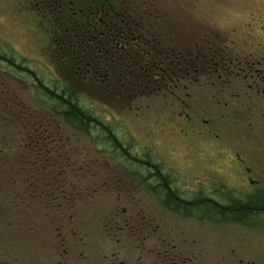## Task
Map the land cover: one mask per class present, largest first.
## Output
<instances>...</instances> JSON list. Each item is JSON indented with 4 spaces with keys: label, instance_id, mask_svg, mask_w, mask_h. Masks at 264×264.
<instances>
[{
    "label": "flooded vegetation",
    "instance_id": "flooded-vegetation-1",
    "mask_svg": "<svg viewBox=\"0 0 264 264\" xmlns=\"http://www.w3.org/2000/svg\"><path fill=\"white\" fill-rule=\"evenodd\" d=\"M15 2L16 0H13V5ZM74 5L75 0L16 2L19 13L26 11L30 13L28 18L22 21L24 26L45 29L44 37L40 36L45 43L52 41L48 29L68 27L67 16ZM161 15L162 19L159 20L123 22L127 28L125 31L122 30L124 34L121 35L117 34V26L123 24L122 22L93 20L89 24L95 28L93 33L97 35L90 37V41L109 43L108 55L114 64H117L120 52L125 51L129 65L125 71L130 74L141 72L151 76L155 82L154 87L156 86L158 91L169 92L171 102H177L180 106L186 104V99H181L177 94L192 88L200 92L215 91L216 93L211 95L213 102L225 109L221 117L233 120L230 123L234 124L236 121L231 115L238 112V108H247L243 120L247 122V126L244 128H252L253 137L256 143L258 142L255 145L264 155V19L243 23L241 27L244 29L235 40L228 36L225 29L214 36L209 32L199 36L194 30L191 32L188 45L182 47L181 22L169 20V16L165 17L164 13ZM107 23L110 26L109 35H106L105 28H101L102 24ZM11 64L20 69L18 65ZM114 70V73L119 72V69ZM0 72L8 74L1 70ZM13 78L21 82L17 76L13 75ZM5 85L0 83V88H4ZM188 97L187 94L186 98ZM46 120L44 136L39 140H32L34 146L29 159L24 157L25 154L21 156L19 153L21 163L18 165H23L27 160L31 166L35 165L34 170L25 174L28 177L24 181L27 187L26 194L14 196L12 193L7 211H4V207L0 210V225L13 210H17L16 218L19 217V221L14 229L17 231L20 249L22 238L19 237L20 231L30 233L31 241L35 239L36 219L39 213L35 212L34 205L38 199L45 203V198L49 199L53 174L58 176L59 171L66 173L69 168L70 171L75 170L69 165L68 143L61 144L63 137L62 132L58 131L57 124L65 130L67 128L62 122H58L57 117L52 116ZM182 121L185 122L182 123L184 125L190 123L187 115ZM178 128L181 135H189L190 131L186 132L188 126ZM29 135L36 137L37 133L32 132ZM216 138L220 136L216 134ZM95 150L98 151L99 148ZM110 151L111 153L116 151L114 156L108 152L106 154L114 165H118L125 172L127 178H134L135 175L141 178L138 182L129 181L121 175L118 180L110 181L114 202L125 204L123 208L117 206L113 211L93 213L89 215L87 223L80 221L82 218L77 217L78 213L59 214L58 219L62 224L67 223V228L62 232L64 234H60L63 247L60 264H264V259H259L255 255H251L256 257L254 260L244 259L249 253H242L237 243L231 247L227 245V248L225 245L222 247L214 245L208 237L209 234L212 237L213 226L210 229L206 227L209 224L213 225L214 221L216 226L231 224L253 229L264 226V207L255 206L252 208L253 212L242 215V218L217 212L218 209L229 210L230 204L242 206L250 201L264 202V168L256 170L245 156L227 146L225 155L230 163L229 167L239 169L233 172L250 191L249 194L239 191V195H232L224 182L208 179L207 174L212 171L208 162L212 159L201 166V171L197 174L192 170L184 172L185 176L194 177V180H185L175 179L177 174L171 171L170 166L159 165L140 157L135 159L131 149L123 147ZM59 155L61 162H66L63 168L58 165ZM219 171L216 170L217 173ZM253 174H258V177L254 178ZM19 182V179H15L14 185L17 186ZM106 183L107 181L104 183L92 181L91 186L102 187ZM67 184L68 188L60 193L61 207L63 204L72 205L81 193L69 188L78 187V182L67 181ZM41 185L44 189L38 190ZM85 187L89 188L86 183ZM100 187L96 189L100 191ZM136 187L145 194L136 195ZM97 197L98 195L94 196V199ZM25 203H28V207L19 212L21 205ZM147 203L155 205L159 211L146 212L140 204ZM10 208L12 211H8ZM249 217L256 220L260 217L261 220L244 222L245 219H250ZM184 220H192L194 226L200 227L188 236L183 229H179V226L185 224ZM62 227H58L57 230L60 231ZM202 230L207 231L204 233ZM1 234L0 257H3L5 248L9 252L10 246L8 242L5 245L3 233ZM0 264H4L1 259Z\"/></svg>",
    "mask_w": 264,
    "mask_h": 264
},
{
    "label": "rangeland",
    "instance_id": "rangeland-1",
    "mask_svg": "<svg viewBox=\"0 0 264 264\" xmlns=\"http://www.w3.org/2000/svg\"><path fill=\"white\" fill-rule=\"evenodd\" d=\"M125 1L132 3L133 7L135 6L136 10L132 13L136 16V21L152 20L149 15L150 11L164 13L165 17L166 15L169 16V20H179L182 26V47L188 45L191 32L194 30L199 33V36L206 32L212 33L214 36L215 33L225 29L228 36L235 40V37L240 35L244 29L241 27L243 23L264 19V0ZM16 2L13 5V0H0V70L5 72L17 71L14 74L20 80H25L22 77L28 76V74L22 72L19 74V71L23 70L13 67L10 62L14 58L16 65L24 63V67L36 71L42 79L44 76L48 78L50 76L49 81L53 83L57 74L48 49H46L47 43L43 41V38L40 39V36L45 34V29H33L24 26L22 21L26 20L30 13L28 11L19 13ZM253 33L254 31L251 34ZM0 76V83L6 84L4 87L8 94L16 97L20 110L22 108L25 112H36L43 115L37 95L29 85L14 79L9 74L0 72ZM153 82L150 88L143 86L138 89L135 99H132V96L126 92L117 91L118 88L115 83L112 86L114 91L108 98H99L96 95L100 104L95 103V105L108 113L104 117L105 122L113 128L114 133L121 141L130 146L132 156L148 159L150 162L166 167L170 166L171 171L177 174L175 179L185 180H194V177L185 176L184 172L192 170L197 174L198 171H201V166L212 159L213 162H208L212 170L211 173L207 174L208 179L224 182L232 195H239V191H243V194H249V187L248 189L245 188V184L233 172V170L239 169L230 168V163H228L225 155L227 146H231L234 151L245 156L256 170L260 167L264 168V155L258 151L255 145L258 142L256 143V139L253 137L252 128H244L247 126V122L243 121L247 108H238V112L231 115L232 119L236 120L233 124L230 123L233 120L222 119L221 116L225 109L213 102L211 95L216 93L215 91L208 93L191 88L187 92H180L177 95L181 99H186V104L180 106L177 102H171L169 92L158 91L157 87H154L156 89L154 90ZM187 94L189 95L188 98H186ZM45 113L49 115L45 117L46 119L53 116L48 111ZM186 115L190 119L188 125L182 124L185 123L182 120ZM4 116L8 124L2 128L0 144L1 146L5 144L14 145L15 151L14 154L8 155L4 161L12 163L13 168H10L9 175H4L3 184H0V187L3 185V193L10 195L9 204L12 193L14 196L26 194L27 187L24 181L28 177L25 174L34 170L35 165L31 166L28 160L23 165H18L21 163L18 151H23L24 148V142L20 139L22 136L21 119H18L15 110L10 115L11 117L14 116V119L6 114ZM251 119L253 120V118ZM57 126L58 131L62 132L63 141L61 144L68 143L66 145L68 146L69 165L75 170L70 171L69 168L66 173L59 171L58 174L60 175L54 176L53 174L51 194H49V199L44 197L48 204L39 199L36 201L35 212L39 214H37V230H35L36 234L33 241L30 240V233L20 231L19 237H22L20 249L17 231L14 229L19 221V217L16 218L17 210H13L11 215L1 223L0 234L3 233L5 245L8 242L10 246V251L8 252L5 248L4 256L0 257L4 264H60L63 252L60 234L67 228V223L62 224L61 220L58 219L61 212L78 213L77 217L81 216L80 218H82L80 221L87 223L89 215L93 213L109 212L117 206L120 208L126 206L125 204H115L110 181L118 180L121 175L127 178V175L118 165L113 164L106 152H101L102 145L92 147L90 141L81 134L69 129L65 130L60 124ZM187 126L189 128L186 129V132L190 131L189 135H181L178 127ZM216 134L220 138H216ZM186 138L188 139L186 140ZM56 140L59 142L58 139ZM94 148H99V150ZM61 160L59 155L58 165L63 168L66 162H61ZM132 163L137 162L132 161ZM216 170H220L219 173ZM135 176L134 178L128 177L127 180L138 182L141 177ZM253 177L257 178L258 174H253ZM15 179L20 180L17 186L14 185ZM67 181L78 182V187L69 188L81 193L72 205L63 204L61 207L60 193L68 188ZM92 181H101L102 183L107 181V183L102 187L91 186ZM85 183L89 188L85 187ZM98 187H100V191L96 189ZM43 189L44 186L41 185L38 190ZM140 191V188L136 187V195L145 194V192ZM97 195L98 197L94 199V196ZM140 205L144 207L146 212L159 211L152 204ZM27 207L28 203L21 205L19 212H23ZM246 221L247 219L244 222ZM174 222L177 223L176 220ZM183 223L185 224L179 226V229H183L188 236L200 227L199 225L194 226L192 220H184ZM215 224L214 221L213 225H206L208 229L213 226L212 237L210 234L208 237L214 245L218 247L225 245L227 248V245L231 247L237 243L242 253H249L244 259L254 260L253 258L256 257L264 259V226L253 229V227L231 224L217 226ZM61 226L63 227L58 231V227ZM88 227L91 226L88 225ZM202 232L204 231L202 230Z\"/></svg>",
    "mask_w": 264,
    "mask_h": 264
},
{
    "label": "trees",
    "instance_id": "trees-1",
    "mask_svg": "<svg viewBox=\"0 0 264 264\" xmlns=\"http://www.w3.org/2000/svg\"><path fill=\"white\" fill-rule=\"evenodd\" d=\"M131 6L132 3L125 0H75L74 8L67 16L68 27L48 29L52 41L46 44V49H48L57 74L53 83L49 81L50 76L49 78L44 76L42 79L36 71L24 67V63L18 65L23 70L19 71V74H21L20 72L28 74V76L22 77L25 80H21V82L34 90L43 115L36 112H25L22 108L20 110L16 97L8 94L5 87L0 88V133H2V128L8 124L4 115L11 117V113L15 110L18 119H21L22 136L20 139L24 142L23 151H18L21 156L25 154L24 157L29 159L34 146L32 140H39L44 136L43 134L46 132L44 122L47 121L45 117L49 116L45 111L51 113L53 117H57L58 122H62L65 128L87 138L92 147L102 145L101 151L103 152L111 153V149L123 147L131 149L129 145H125L119 140L113 128L105 122L104 117L108 113L95 105V103L100 104L96 98H108L114 91L112 86L115 83L117 91L126 92L132 96V99H135L138 89L143 86L151 87L152 77L141 72L127 73L125 69L129 65L125 51L120 52L117 64H114L108 55L110 52L109 43L90 41V37L96 36L97 33H93L95 28L89 24L96 19L106 22L116 20L122 23L134 21L136 16L132 12H135L136 9L135 6ZM150 12L152 20L162 19L160 12ZM102 27L106 29V35H109V24H102ZM126 28V24H119L117 34H124L122 30L125 31ZM10 62L16 65L14 58ZM115 68L119 69V72L114 73ZM16 72L6 71L12 76ZM154 90L156 89L154 88ZM11 118L14 119V116ZM32 132L37 133L36 137L29 135ZM13 146L10 144L1 146L0 144V184H3L4 175H9L10 168H13L12 163L4 162L8 155L14 154ZM113 151L112 156L116 152ZM9 197V194L3 193L2 185L0 187V210L4 207V211H7ZM230 206V209L237 210L232 211L234 212L233 216H242L253 212L252 208L255 206L264 207V202L250 201L242 206L240 204H230ZM8 211H12V209Z\"/></svg>",
    "mask_w": 264,
    "mask_h": 264
},
{
    "label": "bare ground",
    "instance_id": "bare-ground-1",
    "mask_svg": "<svg viewBox=\"0 0 264 264\" xmlns=\"http://www.w3.org/2000/svg\"><path fill=\"white\" fill-rule=\"evenodd\" d=\"M229 208H231V206L229 207ZM233 210H235V211H237L236 209H233ZM232 209H229V210H221V209H218V213L220 214V213H224L225 215H233V213L234 212H232L233 211ZM239 218H242L241 216H238ZM250 219H247V220H252V221H254V222H258V220H261V218L259 217L258 218V220H256V218H252V217H249ZM252 218V219H251ZM220 220H222L223 221V219H220ZM238 221H240V222H242L243 220H238Z\"/></svg>",
    "mask_w": 264,
    "mask_h": 264
}]
</instances>
